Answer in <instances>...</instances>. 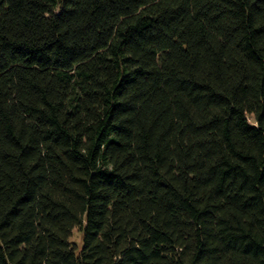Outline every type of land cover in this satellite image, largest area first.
<instances>
[{"label":"trees","instance_id":"trees-1","mask_svg":"<svg viewBox=\"0 0 264 264\" xmlns=\"http://www.w3.org/2000/svg\"><path fill=\"white\" fill-rule=\"evenodd\" d=\"M0 264H264V0H0Z\"/></svg>","mask_w":264,"mask_h":264},{"label":"rangeland","instance_id":"rangeland-1","mask_svg":"<svg viewBox=\"0 0 264 264\" xmlns=\"http://www.w3.org/2000/svg\"><path fill=\"white\" fill-rule=\"evenodd\" d=\"M71 240L73 242L78 243L79 245H82L83 244V235L77 229H74Z\"/></svg>","mask_w":264,"mask_h":264}]
</instances>
